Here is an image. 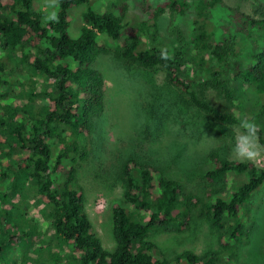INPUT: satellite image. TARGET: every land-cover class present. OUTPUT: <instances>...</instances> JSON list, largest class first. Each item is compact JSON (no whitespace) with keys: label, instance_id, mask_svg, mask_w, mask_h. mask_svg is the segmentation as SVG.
<instances>
[{"label":"trees","instance_id":"1","mask_svg":"<svg viewBox=\"0 0 264 264\" xmlns=\"http://www.w3.org/2000/svg\"><path fill=\"white\" fill-rule=\"evenodd\" d=\"M39 1L0 0V254L7 243L13 247L32 242L39 244L34 252L44 251L54 264L229 260L234 243L245 238L244 205L264 183V169L209 151L203 175L207 182L246 176L234 190L214 191L203 205L209 228L221 231L226 219L229 225L219 235L216 251L199 255L183 251L166 259L148 240L149 234L185 229L198 197L183 194L178 182L165 178L160 168L126 159L116 174L122 193L110 207L114 247L107 251L91 231L75 165L86 158L95 120L104 110V82L93 62L108 53V44L117 45L114 54L121 61L163 70L166 85L185 97L186 107L217 122L237 124L200 98L195 87L213 91L232 104V84L237 83L253 94L255 118L264 119V3L253 1L250 13L244 14L222 0H101L102 6L91 0H59V22L45 23ZM80 6L84 7L80 24L70 29L76 37L70 38L69 17ZM166 10V31L178 41L181 32L172 23L192 15L184 51L168 54L154 45L157 21ZM129 12L141 19H133ZM236 37H243L250 47L237 50ZM162 53L171 59H162ZM258 135L264 146L260 127ZM26 187L34 192L35 211L48 222L46 239L14 219L20 212L13 217L17 207L12 201ZM25 254L31 255L29 250ZM10 264L31 263L21 256Z\"/></svg>","mask_w":264,"mask_h":264},{"label":"rangeland","instance_id":"2","mask_svg":"<svg viewBox=\"0 0 264 264\" xmlns=\"http://www.w3.org/2000/svg\"><path fill=\"white\" fill-rule=\"evenodd\" d=\"M91 1L102 6L98 3L101 0ZM253 1L264 3V0H222L226 7L244 14L250 13ZM44 2L40 0L37 5H41L42 9ZM33 6L36 7V2ZM82 7L73 9V16L70 14V38L76 37L70 29L78 28ZM129 15L133 19H141L136 13L129 12ZM191 17L189 15L172 23L181 32L182 40L178 41L166 31L169 26L166 10L157 21L154 45L168 54L186 50ZM235 43L237 50L241 49L240 52L245 50L242 48L250 47V42L243 37H236ZM107 46L108 53L98 56L93 62V68L101 74L104 82V110L95 120V133L88 144L86 158L75 165L76 182L82 192L84 212L92 233L105 250L113 249L110 207L113 202L120 200L122 193L116 174L123 161L134 158L160 168L165 178L178 182L183 194H193L199 199L185 229L181 232L152 231L148 240L158 247L166 259L183 251L196 255L216 251L220 244L219 235L224 233L229 221L225 220L221 231L209 228L203 205L214 191L227 193L234 190L246 176L230 175L218 183L207 182L203 178L207 169L205 156L209 151H215L225 160L246 162L237 159L232 149L240 131L238 126L241 120L254 121L264 132V119L255 118L257 105L253 94L234 83L233 101L228 104L215 92L195 87L200 98L220 112L232 116L237 122L220 123L203 112L186 107L185 97L166 85L163 70L145 69L135 63L121 61L115 58L117 45ZM24 76L22 73L21 77ZM251 163L264 169V159ZM18 195L12 201V205L17 207L13 217L19 212L20 217L14 219L34 227L35 232L46 239L49 225L35 211L33 190L26 187ZM244 206L245 238L242 242L234 243V254L229 260L222 259L216 264H264V183L247 199ZM37 246L32 242L13 247L7 243L1 251L0 264H10L17 258L20 260L21 256L31 264H54L44 251L34 252ZM52 246L53 250H57V247ZM25 250H29L31 255L25 254Z\"/></svg>","mask_w":264,"mask_h":264},{"label":"clouds","instance_id":"3","mask_svg":"<svg viewBox=\"0 0 264 264\" xmlns=\"http://www.w3.org/2000/svg\"><path fill=\"white\" fill-rule=\"evenodd\" d=\"M59 0H45L42 10L44 15L42 20L45 23H58L59 15L58 9ZM162 59H171L167 53H162ZM239 133L236 136L235 144L233 146V154L239 160H246L249 162H259L264 159V146L259 143V126L251 120H241L239 123Z\"/></svg>","mask_w":264,"mask_h":264}]
</instances>
